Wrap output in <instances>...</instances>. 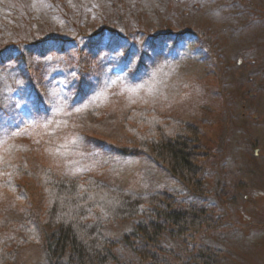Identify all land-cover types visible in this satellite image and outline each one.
I'll list each match as a JSON object with an SVG mask.
<instances>
[{"label":"rangeland","instance_id":"374dc122","mask_svg":"<svg viewBox=\"0 0 264 264\" xmlns=\"http://www.w3.org/2000/svg\"><path fill=\"white\" fill-rule=\"evenodd\" d=\"M103 29L100 41L84 37ZM166 32L173 36L154 40ZM33 36L45 47L0 65V184L42 167L167 194L211 209L219 227L185 241L166 236V249L186 260L205 246L221 252L217 264H264V0H0V43L21 57V39ZM135 110L198 128L208 154L201 195L152 158L124 153L136 148L126 128L136 123L125 121ZM28 194L21 201L0 187L8 264H51L57 233L45 226L43 242L30 245L24 237L44 209L41 190ZM152 220L148 212L104 226L117 264H145L136 227Z\"/></svg>","mask_w":264,"mask_h":264},{"label":"trees","instance_id":"16d2710c","mask_svg":"<svg viewBox=\"0 0 264 264\" xmlns=\"http://www.w3.org/2000/svg\"><path fill=\"white\" fill-rule=\"evenodd\" d=\"M104 32L103 29L84 37L89 38V42L100 41ZM166 36L173 35L166 32L153 38L162 40ZM29 38L21 39V57H15L13 42H1L0 65L14 59H22L26 63L28 56L32 57L38 49L45 47V40L40 37ZM125 121L136 123L133 125L135 129L128 124L126 128L136 138L137 144L134 150H125L124 153L152 158L191 192L202 194L204 179L201 178L199 164L208 158V154L198 144V128L183 129L179 123L173 122L169 125L168 120L155 113L140 110L130 112ZM13 174V179L0 184L5 191L27 201L30 186L34 185L44 195L42 219L38 222L30 220L33 223L25 230L24 237L30 245L43 242L45 226L56 232L49 249L51 264L120 263L118 244L105 237L104 226L111 222L143 219L148 212L153 220L136 227V234L144 244L136 251L142 262L166 264L161 259L162 255L173 257L179 264H217L219 261L221 252L209 247L194 246L188 259L184 260L163 246L166 236L185 241L218 228L219 223L211 209L180 206L175 198L163 193L137 195L94 179H60L42 167L32 170L23 166ZM7 256L0 239V264L9 263Z\"/></svg>","mask_w":264,"mask_h":264}]
</instances>
